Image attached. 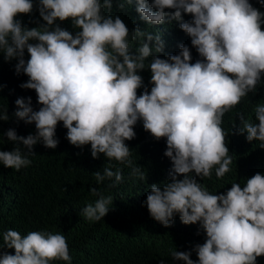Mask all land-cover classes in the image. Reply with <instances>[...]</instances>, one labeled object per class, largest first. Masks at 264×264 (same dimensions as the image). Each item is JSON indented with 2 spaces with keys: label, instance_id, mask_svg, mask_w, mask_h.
<instances>
[{
  "label": "clouds",
  "instance_id": "1",
  "mask_svg": "<svg viewBox=\"0 0 264 264\" xmlns=\"http://www.w3.org/2000/svg\"><path fill=\"white\" fill-rule=\"evenodd\" d=\"M256 1L257 7L251 0H117L121 10L135 2L140 20L148 25L179 22L201 57L193 63L183 43L178 54L157 55L165 52L161 34L130 30L119 15H112L113 0H0V52L7 61L18 60L16 73L29 77L21 87L35 90L41 105L35 110L31 96L16 99L14 115L34 124L35 134L8 129L3 135L17 147L0 150V163L16 171L29 167L37 143L58 146L56 131L63 122L70 144L90 145L93 158L103 154L108 161L103 173H93L97 183L108 180V188L122 183L123 171L116 165L145 181L147 175L126 143L136 137L135 126L142 121L157 141L166 139L164 155L172 162L168 180L162 186L151 184L143 204L165 227L178 215L185 225L198 224L206 233L205 242L191 251L169 249L171 258L185 264H258L264 256V174L257 172L243 186L233 182L219 194L197 180H211L213 170L222 180L232 171L224 117L249 93L264 92V0ZM37 9L46 23L37 20L38 26L29 28L17 18ZM184 14L192 18L185 20ZM69 20L75 34L61 27ZM133 42H138L135 47ZM145 69L151 72L150 91L140 74ZM253 111L258 123L237 113L242 123L238 132L264 149V104ZM0 120H9L2 105ZM90 191L98 198L81 215L99 222L114 198L95 187ZM2 238L0 249L6 246L15 254L0 252V264H72L61 232L22 235L8 229ZM192 251L198 260L191 258Z\"/></svg>",
  "mask_w": 264,
  "mask_h": 264
},
{
  "label": "trees",
  "instance_id": "2",
  "mask_svg": "<svg viewBox=\"0 0 264 264\" xmlns=\"http://www.w3.org/2000/svg\"><path fill=\"white\" fill-rule=\"evenodd\" d=\"M251 2L257 7L256 0ZM112 15H119L130 30L139 27L153 33L159 32L165 41V52L157 54L161 58L178 54L179 45L183 43L189 46L193 63L201 59L196 48L191 45L190 36L179 28L177 21L148 25L140 20L135 2L125 4L121 10L117 0H113ZM17 18L29 28L38 26L37 20L46 23L39 17L38 9ZM184 18L190 20L192 17L184 14ZM61 27L73 34L77 31L70 20L62 22ZM137 43L133 42V46ZM28 58L29 54L25 50V59ZM17 63L15 58L5 60L4 54L0 52V105L7 108L9 116L7 121L0 120V150L5 151L17 147V142L8 141L3 135L8 129H15L17 135L35 134L34 124H27L14 115L16 99L31 96L33 108L39 110L41 107L35 90L21 87L29 77L22 72L16 73ZM140 74L150 91V69L142 70ZM143 90L139 89L138 94H142ZM257 104H264L262 90L255 94L249 93L235 111L233 109L225 115L223 124L224 130L229 133L227 139L229 155L233 156L232 171L222 180L216 179L215 170L211 180L197 177L210 192H226L233 182L243 186L247 178L257 172L264 174V149L259 147V141H247V133L238 132L242 123L237 113L243 112L245 119L251 118L252 122L258 123L253 111ZM247 105L249 107L245 108ZM135 131L136 137L126 143L131 148L133 161L146 173L145 181L131 178L128 167L116 165L122 168V183L114 188H108V180L97 183L93 173H103L108 161L103 154L98 159L93 158L90 145L81 149L70 144L63 122H60L56 131L60 141L58 146L52 149L45 147L42 142L37 143L33 148L36 154L29 157L32 160L29 167L16 171L0 163V243H3L2 232L8 229L20 231L22 235L47 229L66 236L72 264H160L162 259L164 264H185L184 261H174L169 249L191 251L197 243L205 242L206 233L200 230L198 224L185 225L178 215L170 227L163 226L150 216L143 202L151 184L162 186L168 180L172 162L164 155L167 147L165 138L157 141L150 132L144 130L142 121L137 123ZM19 147L25 153L28 151L22 143ZM92 187L114 198L108 214L99 222H89L81 215V210L98 198L91 194ZM0 252L15 254L14 249L6 246ZM191 258L198 260L195 251H192ZM54 264L67 262L56 261ZM258 264H264V256L258 257Z\"/></svg>",
  "mask_w": 264,
  "mask_h": 264
}]
</instances>
